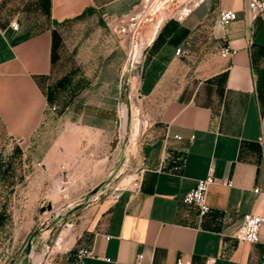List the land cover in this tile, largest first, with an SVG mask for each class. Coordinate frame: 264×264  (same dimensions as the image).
Listing matches in <instances>:
<instances>
[{
    "label": "crops",
    "instance_id": "obj_1",
    "mask_svg": "<svg viewBox=\"0 0 264 264\" xmlns=\"http://www.w3.org/2000/svg\"><path fill=\"white\" fill-rule=\"evenodd\" d=\"M172 1L0 0V168L15 153L58 173L65 145L88 179L102 180L129 160L113 146L121 103L136 122L131 179L140 187L84 207L80 238L54 264H137L139 254L140 264H177L178 257L262 264L264 226L256 243L238 241L235 232L246 214L264 216V17L246 0H218V12L232 8L238 17L224 28L217 12L208 24L206 0L196 16L165 19L139 80L122 88L134 35L131 22L120 31L117 21ZM226 45L237 53L223 57ZM211 166L218 181L201 215L184 198ZM82 247L93 255L80 262Z\"/></svg>",
    "mask_w": 264,
    "mask_h": 264
},
{
    "label": "rangeland",
    "instance_id": "obj_2",
    "mask_svg": "<svg viewBox=\"0 0 264 264\" xmlns=\"http://www.w3.org/2000/svg\"><path fill=\"white\" fill-rule=\"evenodd\" d=\"M205 1L173 0L167 9L156 8V6L147 9L143 21L134 34V46L122 76V88H125L129 78L135 82L139 80L147 55L146 47L158 26L170 17L175 16L177 19L178 12L187 3L193 11V16H196L203 7L197 8L198 5L194 4L203 5ZM210 1L212 6L206 10L207 18H209L206 21L208 24L212 22V17H215L218 12L216 9L218 0ZM142 10L144 9H141L139 13L129 15L130 18L138 19L143 14ZM207 23L203 28H200L201 31L209 29ZM146 33L148 35H145L144 38ZM139 49L141 50L140 54ZM125 106V103H121L120 111ZM128 121V118L127 122L117 118L115 122L116 138L113 140V146H119V149L126 151L129 160L126 163H120L111 174H106L102 179L103 182L98 178L91 181L88 179V175L83 173L81 168L79 169L81 159L79 156H74L72 147L60 146L66 165L55 174H51L48 167H42L37 163L30 164L26 154L21 156L20 154L7 153V166L0 169V213H5L7 217L0 226V264H36V258L40 254L43 255L38 264H54L59 261V257L77 237L75 232L82 209L111 194L120 183L128 182L131 175L134 174L133 162L137 157L139 142L133 132L136 122L129 123ZM124 124H126L125 129ZM127 139L128 141H126ZM125 144L128 147H125ZM92 158L100 157L93 155ZM58 178L62 179L60 188L57 187L56 180ZM37 179L42 181L41 185L31 183ZM100 183L104 184L103 187L90 196V192ZM32 236H42L46 240L45 243H32V250L28 253V241ZM9 240L13 243H3Z\"/></svg>",
    "mask_w": 264,
    "mask_h": 264
},
{
    "label": "built area",
    "instance_id": "obj_3",
    "mask_svg": "<svg viewBox=\"0 0 264 264\" xmlns=\"http://www.w3.org/2000/svg\"><path fill=\"white\" fill-rule=\"evenodd\" d=\"M247 7L249 11L254 16H262L264 17V0H246ZM194 5H199V3H195ZM147 9H150L149 7L144 9L142 11L143 14L139 16L138 19L126 17V18H120L116 24H118L120 31H126V28L123 26L125 21L130 20L131 24L130 27L132 29L133 35L138 29L139 24L143 21V17L146 14ZM191 12V8L188 7V3L183 6L182 10H180L179 17L177 20L182 21L184 17H186ZM175 17V16H174ZM238 17L237 11L232 8H223L219 11L217 22L222 27H227L232 21L236 20ZM176 18V17H175ZM12 27L14 30L19 29V23L18 22H12ZM221 55L223 57H231L237 53V49L226 45L221 48ZM177 54L181 53V48H177L176 50ZM51 108L53 110H56V106L52 105ZM119 120H122L124 118V112L122 109V112L119 114ZM177 138H181L180 135H176ZM262 145H264V134L259 138ZM179 166H176L175 169H179ZM215 169L213 166L210 167L209 172L206 177L201 178L197 181L196 186L191 189L187 193V195L184 198V202L190 205H195L199 208V212L201 215H205L210 211V205L207 203V192L209 187L216 183L218 181L217 177L215 176ZM141 185L140 180H132L130 179L126 183H120L119 186L116 188L115 191H113L108 196L116 197L117 193L123 189L131 188H139ZM260 189L256 188L255 191L258 192ZM264 226V216L258 215V214H246L238 226L236 232H235V238L238 241L242 242H252L256 243L260 241V232L261 228ZM77 238L79 239L80 236L78 235ZM93 252L86 249V248H80L78 251V260L82 262L84 257L92 256ZM143 255L139 254L137 258V264H140L141 259ZM216 257H209L205 264H215ZM177 264H194L191 259H184L182 257H178ZM262 264H264V254H263V261Z\"/></svg>",
    "mask_w": 264,
    "mask_h": 264
},
{
    "label": "water",
    "instance_id": "obj_4",
    "mask_svg": "<svg viewBox=\"0 0 264 264\" xmlns=\"http://www.w3.org/2000/svg\"><path fill=\"white\" fill-rule=\"evenodd\" d=\"M151 44H152V41L148 44V46L146 47V51L145 52H147V50H148V48L151 46ZM103 183H100L99 185H97L91 192H90V195H94L96 192H98V190H100L102 187H103ZM33 238H34V236H32L31 238H30V240H29V242H28V249H27V252L28 253H30L31 252V250H32V241H33Z\"/></svg>",
    "mask_w": 264,
    "mask_h": 264
},
{
    "label": "bare ground",
    "instance_id": "obj_5",
    "mask_svg": "<svg viewBox=\"0 0 264 264\" xmlns=\"http://www.w3.org/2000/svg\"><path fill=\"white\" fill-rule=\"evenodd\" d=\"M140 53H141V50L139 49V54H140ZM137 61H138V60H137ZM123 112H124L125 122H127L128 112H127V107H126V106L124 107ZM125 125H126V124H124V129H125ZM125 131H126V130H125ZM56 182H57V187L60 188V187H61V184H62V179H61V178H58V179L56 180ZM60 243H61V242H60ZM42 255H43V254H40L39 256H37V258H36V264H38V263L41 261V259H42Z\"/></svg>",
    "mask_w": 264,
    "mask_h": 264
},
{
    "label": "trees",
    "instance_id": "obj_6",
    "mask_svg": "<svg viewBox=\"0 0 264 264\" xmlns=\"http://www.w3.org/2000/svg\"><path fill=\"white\" fill-rule=\"evenodd\" d=\"M160 34H161V33H160ZM160 34H159V36H158L157 39H159ZM155 44H156V42H154V43L151 45V47L154 46ZM148 49H149V48H148ZM70 77H71V74H70L69 76H67L66 79H64L63 81H61V84H63V83H67V82L69 81V78H70ZM0 169H1V168H0ZM6 218H7V217H6V214L3 213V212H1V213H0V226L3 224V222L5 221Z\"/></svg>",
    "mask_w": 264,
    "mask_h": 264
}]
</instances>
